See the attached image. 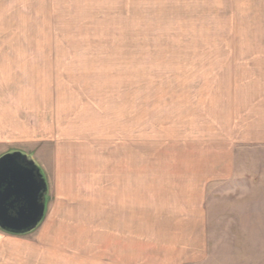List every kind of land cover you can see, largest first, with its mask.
Segmentation results:
<instances>
[{
  "label": "rangeland",
  "instance_id": "1",
  "mask_svg": "<svg viewBox=\"0 0 264 264\" xmlns=\"http://www.w3.org/2000/svg\"><path fill=\"white\" fill-rule=\"evenodd\" d=\"M258 1H5L0 155L47 182L5 264H264V142L221 135Z\"/></svg>",
  "mask_w": 264,
  "mask_h": 264
},
{
  "label": "crops",
  "instance_id": "2",
  "mask_svg": "<svg viewBox=\"0 0 264 264\" xmlns=\"http://www.w3.org/2000/svg\"><path fill=\"white\" fill-rule=\"evenodd\" d=\"M6 0H0V25L3 24L4 6ZM8 1V0H7ZM264 2L258 1V6L250 7L254 23H259L264 30ZM257 26V25H254ZM258 28H260L258 26ZM260 30V29H258ZM237 58V78L231 90L225 92V98L236 101V109L231 111V119L235 122L234 132L222 136L237 137L242 140L264 142V48L240 50L234 54ZM10 67L9 62L0 64V76L5 77ZM46 210L44 213V217ZM44 217L41 223L44 220ZM23 235V234H22ZM21 234H11L0 229V264H5L4 256L18 260L27 252L20 246ZM14 241L16 245H8Z\"/></svg>",
  "mask_w": 264,
  "mask_h": 264
},
{
  "label": "water",
  "instance_id": "3",
  "mask_svg": "<svg viewBox=\"0 0 264 264\" xmlns=\"http://www.w3.org/2000/svg\"><path fill=\"white\" fill-rule=\"evenodd\" d=\"M47 182L35 160L19 150L0 155V229L25 234L45 213Z\"/></svg>",
  "mask_w": 264,
  "mask_h": 264
},
{
  "label": "trees",
  "instance_id": "4",
  "mask_svg": "<svg viewBox=\"0 0 264 264\" xmlns=\"http://www.w3.org/2000/svg\"><path fill=\"white\" fill-rule=\"evenodd\" d=\"M30 157V156H29ZM41 172H42V170H41ZM43 176H44V174H43Z\"/></svg>",
  "mask_w": 264,
  "mask_h": 264
}]
</instances>
